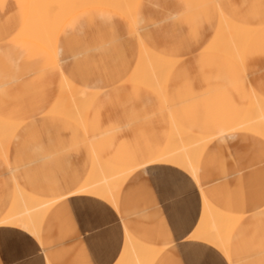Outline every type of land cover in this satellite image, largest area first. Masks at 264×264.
Returning a JSON list of instances; mask_svg holds the SVG:
<instances>
[{"label":"crops","instance_id":"1","mask_svg":"<svg viewBox=\"0 0 264 264\" xmlns=\"http://www.w3.org/2000/svg\"><path fill=\"white\" fill-rule=\"evenodd\" d=\"M184 1L139 0L134 22L110 8L83 10L85 13L82 11L74 14L64 24L57 38L56 54H52L24 36L30 0H0V118L19 125L13 138H25L24 169H17L18 166L13 162L22 149L18 146L22 141L12 147L11 168L16 179L12 178L9 208L13 201L15 182L34 196L51 199L65 197L80 188L86 182L92 166L86 154L88 151L91 154L95 151L104 161L121 167L144 166L160 156L168 141L159 145L148 137L150 129L147 120L151 110L143 104L146 96L158 94L147 86L128 80L141 58L142 44L158 56L177 62L170 72L165 90L207 85L215 86L219 91L222 82L227 79V83L236 92L245 89L249 91L245 94L247 106L242 112L237 109V115L232 117L226 114L231 99L225 94L219 96L220 105H217L218 116L215 120L214 116L206 115L202 118L198 115L187 125L190 117L195 116L194 112L177 111L175 116L171 114V122L173 119L193 134L221 136L210 148L211 152L207 150L202 157L198 183L179 168L149 165L137 170L126 180L120 190L117 208L93 195L69 194L57 201L46 214L40 226L39 238L22 228L0 226V264H120L126 250L125 233L144 245L161 249L153 264H229L217 249L190 238L201 217L200 189L214 207L241 217V223L232 238L233 264H264V140L250 132L234 131L252 104V92L264 97V55L263 59L254 58L256 51L264 52V0ZM88 10L100 13L91 15ZM161 10L166 11L161 13L164 15L160 14ZM170 10H174V13ZM152 13L155 14L154 18ZM221 13L228 14L238 22L247 23L249 27L258 28L251 38L257 39H250L247 44L243 65L220 51L209 49L219 28ZM145 15L149 16L145 18ZM106 19L109 25L106 23L101 26V22L98 23H105ZM137 19H143V25ZM76 30L78 33L72 32ZM105 31L110 36L105 35ZM86 33L92 40L84 35ZM99 33L104 36L100 37ZM83 37L86 41L88 38L89 42L83 41ZM18 39L25 43L21 44L22 41L18 42ZM26 49L30 52H26ZM31 49L34 50L33 54ZM60 49H63L62 53ZM37 55L42 56L43 60ZM141 66L144 65L140 63ZM208 70H212V74L218 73L214 77V74H207ZM249 71L263 73V76L258 75L244 83L240 74ZM63 76L74 86L97 93L89 107L85 128L75 126L74 121L60 117L55 112L60 108L59 97H63L66 91ZM216 76L223 81L219 82ZM224 77L225 80L221 79ZM63 99L65 96L60 100ZM129 99H134L140 105L131 110L121 107L117 112H107L102 108L107 101ZM236 100L238 98H232L233 102ZM102 119L114 123L110 131L102 130ZM212 130L216 132H210ZM62 143H65L64 146ZM207 153L223 158L232 172L242 176L235 184L236 192L231 190L224 196L217 188L212 191L209 187L210 175L205 167ZM7 154L8 151L6 156L0 155L9 163ZM245 188L250 191L249 194ZM9 208L0 215V220ZM249 211H253L254 219L248 223L245 222V214Z\"/></svg>","mask_w":264,"mask_h":264},{"label":"bare ground","instance_id":"2","mask_svg":"<svg viewBox=\"0 0 264 264\" xmlns=\"http://www.w3.org/2000/svg\"><path fill=\"white\" fill-rule=\"evenodd\" d=\"M143 1H145V0H143ZM146 1H148V0H146ZM168 1H170V0H168ZM193 1L194 0H192V2ZM195 1H197V0H195ZM221 1H223V0H221ZM232 1H230V2H232ZM138 2H139V0H30V3H29L30 4V9H29L30 13H28V16H27L28 19H26V21L28 20V24H27L25 31H23L24 36L26 38L30 39L31 41L37 43L38 45H40L45 50L50 51L52 54H56V45H57L56 42L58 43L57 38H58L59 32L61 31L64 24L68 21V19L71 18L74 14H76V13L79 14V12H82L83 10L86 11V9H90V8H96L97 9V7H105V8H110L113 11L118 12V14H120V16L127 18L129 21L134 22ZM198 2H200V1H198ZM150 3H151V1H150ZM185 3H183V4H185ZM202 3H203V1H202ZM235 3H237V2H235ZM182 5H181V7H185ZM253 5H255V4H253ZM260 5H262V4H260ZM147 6H148V4H147ZM145 7L146 6H144V8ZM161 7H159V8L161 9ZM144 8L142 10H144ZM147 8H149V7H147ZM153 9H155V8L153 7ZM178 9H180V8H178ZM254 9H256V8H254ZM139 10H140V7H139L138 11ZM162 10H161L160 14L162 12H164ZM85 11H83V12L85 13ZM101 11H104V9ZM170 11H168V12H170ZM172 11L174 13V10H172ZM178 11H180V10H178ZM88 12L91 13V15L92 14L94 15V13L97 14L98 12L100 13V11H98L97 13L96 12L92 13L91 10H88ZM89 13H88V15H89ZM102 13L105 14V12H102ZM155 13H156V10H155ZM173 13H171V14H173ZM226 13H221V15H220V25L216 31L215 39L212 42V44L210 45L209 49L220 51V52L224 53L225 55L229 56L230 58H232L233 61L235 60L240 65H243L244 60H246L245 59V49H246V47L248 48L247 44L250 41V39L252 38V36L255 34V32L258 30V28L249 27L247 25V23H244V22H238V21L234 20L233 18H231V16H229ZM257 13L255 11L256 15H257ZM80 15H84V14H80ZM80 15H79V17H80ZM91 15H89V16L93 17ZM108 15H110V14H108ZM113 15H114V13H113ZM143 15H144V13H143ZM151 15L154 18L155 14L153 15V13H152ZM157 15H159V14H157ZM161 15H164V14H161ZM95 16H97V15H95ZM148 16L149 15H147V17ZM166 16H167V14H166ZM114 17H116V16H114ZM147 17L145 15V18H147ZM157 18H159V16ZM253 18H255V17H253ZM81 19H83V21H84V18H81ZM108 19L104 20L105 23H102V21H99V22L97 21V22L98 23L101 22V26H102V24L105 25L106 23H108V25H109L110 23L108 22ZM75 20L77 22V19H75ZM78 20H80V19H78ZM118 20H119V18H118ZM144 20H146V19H144ZM155 20H156V18H155ZM26 21H25L24 25H26ZM91 21H92V19H91ZM141 21L138 20L140 25H143V24H141L142 23ZM72 22H75V21H72ZM72 22H70L71 26H72ZM87 22H85V23H87ZM95 22H90V23L95 24ZM121 22H123V21H121ZM121 22H117V23H121ZM70 23H68V24H70ZM153 23L154 22H152V24ZM24 25L22 28L25 27ZM69 26H67V28ZM81 26L79 28H81ZM101 26L98 28H101ZM118 26H121V24L120 25L118 24ZM127 26H128V24H127ZM67 28H65V29H67ZM71 28L74 29L75 27L74 28L71 27ZM79 28H78V30H79ZM108 28L109 27H107V29ZM89 29L90 28H88L87 30H89ZM22 30L23 29H21V31H20L21 33H22ZM68 30H70V29H68ZM81 30H83V29H81ZM111 30H116V28L115 29L111 28ZM128 30H131V29H127V31ZM120 31H122V30H120ZM65 32H66V30H65ZM72 32H74L76 34L77 30L72 31ZM82 32L80 33L81 35H82ZM85 32H86V30H85ZM106 32L107 31H105V35H109V32H108V34H106ZM114 32L116 33V31H114ZM118 33H119V31H118ZM92 34L95 35V33H92ZM92 34H91V36H92ZM127 34H129V33H127ZM64 35H63V37L66 38L67 34H66V36H64ZM78 35L79 34H77V36ZM84 35L87 36V33ZM100 35L101 34L99 33V36ZM121 35H123V34H121ZM113 36L116 37V35H113ZM87 37H89V36H87ZM79 38H80V36H79ZM84 38L85 37H83L82 40ZM255 38H256V36H255ZM89 39L92 40L90 37H89ZM104 39H106V38H104ZM253 39H251V40H253ZM256 39H254V40H256ZM75 40H76V38H75ZM21 41L22 40L19 41V39H18V42H21ZM65 41H66V39H65ZM108 41L109 40H107V42ZM110 41H112V40H110ZM63 42H64V39H63V41H61V43H63ZM86 42L87 43L89 42L88 38H87ZM92 42H94V41H92ZM92 42H91V44H92ZM23 43H25V42L22 41L21 44H23ZM75 43L76 42L74 41V44ZM77 43H78V40H77ZM96 43L98 44V42H96ZM101 43H103V42H101ZM105 43H106V41H105ZM253 43H254V41H253ZM26 45H27V43H26ZM98 45H102V44L99 43ZM98 45H95V46H98ZM28 46L30 47L29 43H28ZM60 46L63 47V45H60ZM60 46H57V47L60 48ZM64 46H66V45H64ZM71 46H72V42H71ZM141 46H142L141 51H140L141 52V58L138 62L137 67L135 66L136 70H133V73L131 74L132 76L130 75L128 80L131 82H135V83L147 86L149 88H152L162 98H165L166 84H167L170 72L173 69V67L176 65L177 62L173 59H170V58L158 56V54H155L154 52H152V50H149V48L144 44H142ZM32 47H33V45H32ZM69 47H70V44H69ZM89 47H90V45L88 46V49H89ZM65 48L66 47H64V49ZM74 48H76V47H74ZM91 48H93V46H91ZM27 50L28 49H26V52H30ZM36 50L37 49H35V51ZM60 50L62 53L63 49H60ZM79 50H82V49H79ZM31 51H32V49H31ZM33 51H32V54H33ZM37 51H39V50H37ZM41 51H42V49H41ZM65 51H67V50H65ZM69 52L71 53V49ZM72 52H73V54H75L74 51H72ZM37 53L39 54V52H37ZM42 54H44V53H42ZM25 56H27V55H25ZM37 56L39 57V55H37ZM40 57L42 58V56H40ZM40 57H39V59H40ZM70 57H72V56H70ZM205 57L206 56H204L203 59ZM63 58H65V57H63ZM207 58H210V57L207 56ZM60 59H62V58H60ZM212 59L214 60V58H212ZM217 59L219 60V57ZM42 60H43V58H42ZM42 60H39V61H42ZM142 60H145V62L142 63ZM202 60L200 62H202ZM205 60H206V58H205ZM249 60H252V59H249ZM36 62H37V60H36ZM216 62H217V60H216ZM216 62H215V64L217 65ZM249 62H252V61H249ZM31 63L34 64L33 62H31ZM140 63H142L144 65L143 67L141 66L142 68L140 67ZM212 63H214V62H212ZM212 63H210L209 65H211ZM252 63H254V62H252ZM32 64L31 65L29 64V65L31 67H33ZM45 64L46 63H44V65ZM247 64H248V62H247ZM203 65H205V64H203ZM138 67H140L141 69L139 68V70L137 71ZM203 67H205V66H203ZM249 67L251 68V66H249ZM219 68L221 69V66ZM232 68H233V66H232ZM30 69H32V68H30ZM213 69H214V67L212 68V70ZM222 69H221V71H222ZM32 70H34V68ZM212 70L211 71L208 70L209 72L207 71L208 72L207 74L210 73V75H211ZM216 70H218V68H216ZM229 70H230V67H229ZM233 70L236 71V69H234V68H233ZM135 71H137V72L135 73ZM217 73L216 74L213 73V74L217 75ZM231 73L233 74V72H231ZM243 73H245V72H243ZM227 74L230 75L229 73H227ZM218 75H220V77H223V76H221L220 73ZM216 77L219 78L218 76H216ZM226 78H228V76ZM63 79H64L63 84L65 85L64 91L66 90L63 93L64 94L66 93V95H64L62 93L63 97L65 96V99L60 100L63 98L61 93H60V95H61L59 97L60 98L59 99L60 108L55 110V112L59 116L61 115L60 117L68 118L69 120L74 121L75 126H77L79 128H85L86 127V118H87L89 107L92 104V102L94 101V99L96 98L97 93L92 92L91 90H85L83 88H78V87L74 86L67 79L66 76H63ZM221 79L225 80V77L221 78ZM212 80H216V78L212 79ZM219 80H220V78H219ZM221 81H223V80H220L219 82H221ZM225 81L227 82V79ZM216 82H218V80ZM211 83H213V82H211ZM211 83H209V84H211ZM138 84H136V85H138ZM61 90H62V88H61ZM251 98H252V100H251L252 104L250 103L251 105H250V108L248 107V110H247L248 112H246V116L242 119V122L239 124V126L234 128V131L251 132V134L254 136L264 138V97L256 94L255 92H252ZM172 121H173V122H171V129L172 130L170 129L171 134L169 137L170 139L168 140L167 145L165 146L164 150H162L160 156L153 159L152 161H150L148 164H146L144 166L121 167V166L112 165V164L104 161L97 154V152L93 151L92 167H91V171L89 173V176L87 177L86 182L80 188H78L77 190H75L69 194L74 193V194L93 195L95 197H98V198L105 200V202L107 201L114 208H117L120 190H121L122 186L124 185V183L126 182V180L137 170H139L141 168H145L146 166H149V165L179 168V169L183 170L184 172H186L187 174H189L192 177V179L195 180V183H198L199 169H200V163H201L202 157L207 150H209L210 148H212L214 146L217 139L221 136H216V135H214V136H200V135H196V134L189 132L186 128L182 127L181 125H178L173 119H172ZM18 126H19L18 124H15V123H12V122H9V121H6V120L0 118V154L1 155L6 156V153H7L8 148H9V144L11 142V139L13 138L16 130L18 129ZM200 195H201V217H200V220L198 222L196 229L194 230V232L192 233L190 238L193 240H197V241L206 243V244L214 247L215 249H217L219 251V253L222 254V256H224L226 258V260L228 261L229 264H233V261L231 258L232 238H233V234H234L237 226L241 223V217L228 214L225 211L219 210L218 208L214 207L213 204L207 200L205 195L202 193L201 189H200ZM67 196L62 197V198H57V199L42 198V197L34 196V195L28 193L27 191L23 190L21 188V186L17 182H15L12 204H11L7 214L0 220V226H10V227H15V228H22L23 230H25L29 234H32L35 237L39 238L40 226H41V223H42L44 217L49 212V210L56 204L57 201H59L60 199L66 198ZM125 234L127 236V238H126L127 239L126 240L127 241L126 242V250L124 251V253L121 256L120 264H153L155 259L158 256V254L161 252V249L154 248V247H151L148 245H144V244L136 241L135 239H133L129 234L128 235H127V233H125Z\"/></svg>","mask_w":264,"mask_h":264},{"label":"rangeland","instance_id":"3","mask_svg":"<svg viewBox=\"0 0 264 264\" xmlns=\"http://www.w3.org/2000/svg\"><path fill=\"white\" fill-rule=\"evenodd\" d=\"M257 50H263V49L258 48ZM263 53H264L263 51H256L255 53L256 55H254V58H258V59L262 58L264 55ZM144 62L145 60H142V63ZM258 75L263 76V73L259 74L258 72L255 74L254 72L251 73L249 71L248 73L240 74V78H242V81L244 83L245 82L248 83L249 80H252L254 77H257ZM222 83L223 84H221L220 87L221 89H219V91L218 89H215V86L212 87L207 85L202 87H197L195 85L192 87L168 89L165 90V98H166L165 100L164 98L162 99V97L158 93H156L152 88H150L159 96L158 95L153 96L149 94L144 99L143 104H146L147 108L151 110V115L148 117L147 120V125L148 128L150 129L148 133L149 135L148 137L151 140L153 138L156 142H158L159 145H164V143L167 142L170 137L171 114L175 116L177 111H185L186 113L194 112L195 116H193L192 118L190 117L187 125L190 122H193L196 119V117H198V115L201 116L202 118H204L206 115L207 116L210 115V117L214 116L213 119L215 120L216 117L218 116L217 108L219 107L217 105H220L218 104L220 102L219 96L222 97L224 94L226 97H228V99H231L229 103L231 105H228L229 110L226 112L227 116L232 117L233 115H237L235 114V111L237 109L240 112H242L248 103L247 102L248 100L245 97L247 93H249L248 89H245L244 91L241 90L236 92L227 82H222ZM240 97L243 99L239 100ZM232 98H238V101L240 102H238L237 100H236L237 102H233ZM138 104L137 101H135L134 99L112 100V101H107V103L102 105V108L105 109L107 112H117L121 109V107L131 110L135 108L136 105ZM207 110H209L210 112L208 113ZM197 112H199L200 114H198ZM112 124H114L112 121L105 122L103 120L102 130L105 129L110 131L111 129L110 126H112ZM210 132H216V130H212ZM207 133H209V131ZM262 139L264 140V138ZM20 141H22V144L18 145L17 143ZM64 144L65 143H62L63 146ZM15 145L22 147V149H20L19 153L17 154V160L13 159V162L15 163L16 166H18L17 169H24L25 153L23 146H25V138L15 136L11 140L7 154L9 163L8 162L6 163L4 158L0 155V215H3V213H5L8 210L10 205V200L12 195V178H15L11 168L12 166H11L10 158H11L12 147H14ZM68 149H70V145ZM211 149H209L208 152H211ZM86 154L88 155L89 159H91L90 161V165H91L93 161L92 154L90 151L86 152ZM205 167L207 174L210 175V178L208 179H209V187L212 189V191L213 189L217 188V190H219V193L220 194L222 193V195L224 196L228 195V192H231V190L236 192L235 184L242 176L232 172L227 162L223 158H218L217 155L210 153L207 157V162ZM247 192L248 194L250 193L249 190ZM252 215H253V211L247 212L245 214L246 216L245 222L248 223L251 222V220L254 219ZM249 234L250 233H248L247 235Z\"/></svg>","mask_w":264,"mask_h":264}]
</instances>
